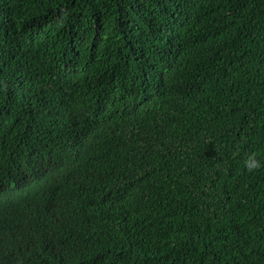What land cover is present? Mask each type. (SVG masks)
<instances>
[{"label": "trees", "instance_id": "obj_1", "mask_svg": "<svg viewBox=\"0 0 264 264\" xmlns=\"http://www.w3.org/2000/svg\"><path fill=\"white\" fill-rule=\"evenodd\" d=\"M264 0H0V264H264Z\"/></svg>", "mask_w": 264, "mask_h": 264}, {"label": "clouds", "instance_id": "obj_2", "mask_svg": "<svg viewBox=\"0 0 264 264\" xmlns=\"http://www.w3.org/2000/svg\"><path fill=\"white\" fill-rule=\"evenodd\" d=\"M244 167L248 172H255L258 169L264 167V164L257 158L255 153L249 154L243 161Z\"/></svg>", "mask_w": 264, "mask_h": 264}]
</instances>
